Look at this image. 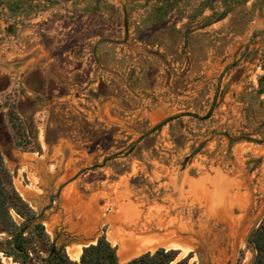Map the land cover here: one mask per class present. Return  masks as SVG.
Here are the masks:
<instances>
[{
    "label": "rangeland",
    "instance_id": "1",
    "mask_svg": "<svg viewBox=\"0 0 264 264\" xmlns=\"http://www.w3.org/2000/svg\"><path fill=\"white\" fill-rule=\"evenodd\" d=\"M0 156V177L44 210L25 230L30 264L52 243L78 261L103 234L122 263L166 248L199 264L200 244L205 264H249L264 0H0ZM20 210L0 224V264L24 260Z\"/></svg>",
    "mask_w": 264,
    "mask_h": 264
},
{
    "label": "trees",
    "instance_id": "2",
    "mask_svg": "<svg viewBox=\"0 0 264 264\" xmlns=\"http://www.w3.org/2000/svg\"><path fill=\"white\" fill-rule=\"evenodd\" d=\"M215 104L209 110L204 118L212 115ZM177 117V115L169 117L153 127V130L160 129L167 122ZM1 159V156H0ZM0 177V224L8 227L13 225V219L9 213L10 206L20 207V214L24 218L32 217V210L28 204L22 199L18 192L11 185L10 176ZM250 247L256 251L253 264H264V220L251 233ZM178 252L174 249L158 248L155 251H147L139 256L130 259L127 262H120L117 249L105 234L101 235L95 243H90L83 248L82 254L78 261H73L66 254L65 250L58 248L52 243L49 249V264H187L188 259H177Z\"/></svg>",
    "mask_w": 264,
    "mask_h": 264
},
{
    "label": "flooded vegetation",
    "instance_id": "3",
    "mask_svg": "<svg viewBox=\"0 0 264 264\" xmlns=\"http://www.w3.org/2000/svg\"><path fill=\"white\" fill-rule=\"evenodd\" d=\"M38 214H34L32 217L24 218L22 222H24L25 220H28L30 218H33ZM22 222L19 223L18 232L16 233V235L13 238L12 247L17 254H20L24 257V260L19 264H30L29 257H28V249L26 248V245L28 244V240L26 238H24V236H25V230L27 229L28 225L31 222H35V221H28V222H25L21 225ZM36 226L34 227V230L32 233L34 235L37 234V232H38V230H36ZM46 264H49L48 259L46 261Z\"/></svg>",
    "mask_w": 264,
    "mask_h": 264
},
{
    "label": "water",
    "instance_id": "4",
    "mask_svg": "<svg viewBox=\"0 0 264 264\" xmlns=\"http://www.w3.org/2000/svg\"><path fill=\"white\" fill-rule=\"evenodd\" d=\"M50 202L52 203V200H50ZM44 210H42L38 215H36L35 217L33 218H30L28 220H25L24 222L21 223V225L25 222H28V221H36V220H39L41 217H42V214H43ZM264 217V209L263 211L260 213L259 217L257 218V220L255 221L253 227L251 228L250 232L248 233V235L246 236V242L248 244H250V240H249V237L251 235V233L258 227L260 221L263 219ZM41 227V224H38L36 226V230H38L39 228ZM21 228V227H20ZM89 244H87L86 246H88ZM252 251H253V255L251 257V260L249 261V264H253L254 262V259H255V254H256V251L254 248H252ZM196 253H197V256H198V261H199V264H205V261H204V257H205V254H206V249L201 246L200 244L197 245L196 247Z\"/></svg>",
    "mask_w": 264,
    "mask_h": 264
},
{
    "label": "bare ground",
    "instance_id": "5",
    "mask_svg": "<svg viewBox=\"0 0 264 264\" xmlns=\"http://www.w3.org/2000/svg\"><path fill=\"white\" fill-rule=\"evenodd\" d=\"M73 247V246H72ZM75 250V249H74ZM130 252H134V250L133 249H130ZM79 254H80V251H74L73 252V256L75 257V259H78V257H79Z\"/></svg>",
    "mask_w": 264,
    "mask_h": 264
}]
</instances>
